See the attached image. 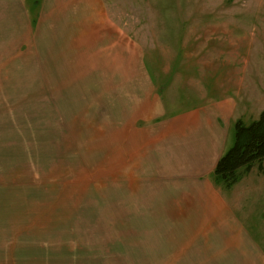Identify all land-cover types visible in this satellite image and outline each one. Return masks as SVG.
Wrapping results in <instances>:
<instances>
[{
	"label": "rangeland",
	"instance_id": "1",
	"mask_svg": "<svg viewBox=\"0 0 264 264\" xmlns=\"http://www.w3.org/2000/svg\"><path fill=\"white\" fill-rule=\"evenodd\" d=\"M103 1L127 41L126 76L103 73L119 70L101 45L115 46L114 30L73 36L102 40L93 71L69 49L57 53L68 65L42 60L38 27L23 42L0 32V264H199L183 236L151 226L141 188L120 170L119 121L145 96L167 113L236 96L246 125L264 109V0ZM253 171L228 199L264 258V160Z\"/></svg>",
	"mask_w": 264,
	"mask_h": 264
},
{
	"label": "crops",
	"instance_id": "2",
	"mask_svg": "<svg viewBox=\"0 0 264 264\" xmlns=\"http://www.w3.org/2000/svg\"><path fill=\"white\" fill-rule=\"evenodd\" d=\"M106 8L103 0H39L32 5L28 0H0V32L4 30L2 27H7L4 31L16 35L15 42H23L28 29L38 27L46 43L42 60L50 57L56 60L55 64L60 61L61 67L68 65L65 60L70 57L63 58L57 53L69 49L80 53L74 56L77 69L93 71L95 52L100 58L99 52L103 50L95 44L102 40L93 42L84 37L81 41L73 36L94 35L95 31L102 35L114 30L119 47L116 41L113 46L112 40L101 45L113 47L111 55L118 63L114 62L112 67L118 66L119 70H104L103 73L121 74L120 69H123L126 76L127 41L119 37L120 28L112 26ZM16 28L20 30L18 34H15ZM77 43L80 47L70 45ZM132 69L133 74L145 72L146 77L149 75L144 66ZM73 73L79 71L75 69ZM145 83L148 89L153 88L149 80ZM119 84L126 95L127 79ZM156 98H142L141 105L128 111L118 126L120 146L125 155L120 170L129 171L137 191L141 188L143 211L149 212L154 221L151 226L183 236L181 240L189 244L190 250L200 252L199 264H264L262 252L228 199L229 192H238L254 171L250 174L251 168L229 189L216 185L213 177L218 158L230 147V142L231 145L234 142L235 121H242L245 116L243 104L236 96H220L210 101L200 99L192 107L167 113L162 100ZM247 197L244 202L248 201Z\"/></svg>",
	"mask_w": 264,
	"mask_h": 264
},
{
	"label": "trees",
	"instance_id": "3",
	"mask_svg": "<svg viewBox=\"0 0 264 264\" xmlns=\"http://www.w3.org/2000/svg\"><path fill=\"white\" fill-rule=\"evenodd\" d=\"M233 133V144L218 158L213 170L215 184L224 189L231 188L254 165L263 170L264 109L247 125L236 120Z\"/></svg>",
	"mask_w": 264,
	"mask_h": 264
}]
</instances>
